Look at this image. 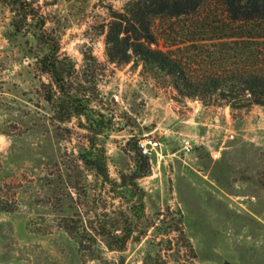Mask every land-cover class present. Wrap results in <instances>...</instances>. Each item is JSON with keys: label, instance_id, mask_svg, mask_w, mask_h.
<instances>
[{"label": "rangeland", "instance_id": "374dc122", "mask_svg": "<svg viewBox=\"0 0 264 264\" xmlns=\"http://www.w3.org/2000/svg\"><path fill=\"white\" fill-rule=\"evenodd\" d=\"M26 1L44 21L41 30L27 19L15 33L14 13L0 0V264H264V107L235 110L217 95L188 98L172 77L136 58L110 63L107 26L132 0ZM238 28L215 1L197 16L151 24L156 48L174 52L191 80L254 62L263 45H244ZM43 32L65 66L72 64L71 80L90 82L93 105L105 106L111 126L101 144L111 179L119 182L135 168L128 140L158 144L148 176L137 182L144 213L140 220L130 215L146 235L135 233L122 252L85 237V227L95 235L102 204L129 207L92 172L75 167L86 145L78 125L85 119L54 118L47 101L54 89L37 64L48 52L35 38ZM84 190L100 198L99 209L88 208ZM70 206L73 234L63 219Z\"/></svg>", "mask_w": 264, "mask_h": 264}, {"label": "trees", "instance_id": "16d2710c", "mask_svg": "<svg viewBox=\"0 0 264 264\" xmlns=\"http://www.w3.org/2000/svg\"><path fill=\"white\" fill-rule=\"evenodd\" d=\"M211 1L222 7V13L230 23L237 24L240 33L236 35H239L237 38L242 39L244 45L252 40L256 45L261 44L263 47L260 54L255 56L254 62H248L241 69L235 68L222 75L209 73L197 80H191L186 76L181 60L172 56L171 53L174 52H163L156 48L151 24L157 18L197 16ZM5 2L14 13L12 27L15 33H20L22 23L27 19L36 21L40 30L43 28L44 21L37 15L31 2L26 0ZM257 31L261 34H253ZM35 38L40 44L48 47V52L37 61V64L40 71L50 80L47 87L54 89L47 101L52 103L56 122L66 123L74 117L85 119V124L81 120L78 122L80 128L87 134L85 147L73 158L77 163L76 169L81 167L92 172L95 179L108 187L111 197L121 199L129 207L128 211H124L108 203L102 204L101 214L94 212L96 221L92 231L95 235L87 233L88 227H85V237L93 242L96 237H101L108 248L122 252L135 233L139 238L146 235L145 231L137 230L132 224L130 215L140 220L144 213V192L137 182L148 176L150 158L141 153L137 140L131 138L126 142L125 148L134 156L136 162L134 170L129 174H121L119 182L110 178L107 153L101 144V137L111 126V119L103 112L104 104L98 102L100 108L93 105L96 100L90 93L94 92L95 88L92 85H85L90 82L75 84L71 80L73 66L70 62L65 66L64 60L58 57V47L53 40H48L44 32ZM255 39L262 41L258 42ZM230 43L238 44L237 41ZM105 46L106 57L110 63L126 64L131 58H136L144 66L172 77L175 80V89L185 97L204 100L217 95L220 101H224L235 110L248 109L254 105L264 107V0H132L125 6L123 13L113 14L112 21L107 26ZM251 57L252 54H249L248 59ZM85 59L95 63L92 56ZM84 197L88 208L94 211L100 208L97 206L100 198H97L95 193L88 194L84 190ZM72 207H66V213L63 214V219L70 222L65 224L69 234L78 229L77 221L73 220L75 210Z\"/></svg>", "mask_w": 264, "mask_h": 264}, {"label": "built area", "instance_id": "2783aa9c", "mask_svg": "<svg viewBox=\"0 0 264 264\" xmlns=\"http://www.w3.org/2000/svg\"><path fill=\"white\" fill-rule=\"evenodd\" d=\"M138 147L144 156L151 158L156 152L158 144L153 140H142L138 142ZM185 149L189 151L188 147H185Z\"/></svg>", "mask_w": 264, "mask_h": 264}]
</instances>
